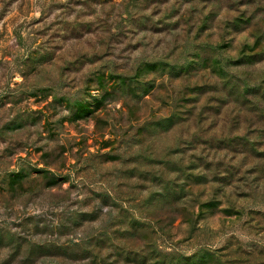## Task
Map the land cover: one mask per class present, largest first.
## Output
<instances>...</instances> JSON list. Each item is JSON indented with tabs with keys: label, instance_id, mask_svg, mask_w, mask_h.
Segmentation results:
<instances>
[{
	"label": "rangeland",
	"instance_id": "374dc122",
	"mask_svg": "<svg viewBox=\"0 0 264 264\" xmlns=\"http://www.w3.org/2000/svg\"><path fill=\"white\" fill-rule=\"evenodd\" d=\"M0 264H264V0H0Z\"/></svg>",
	"mask_w": 264,
	"mask_h": 264
}]
</instances>
